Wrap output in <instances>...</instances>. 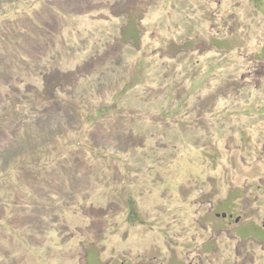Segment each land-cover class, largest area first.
<instances>
[{
  "label": "rangeland",
  "instance_id": "rangeland-1",
  "mask_svg": "<svg viewBox=\"0 0 264 264\" xmlns=\"http://www.w3.org/2000/svg\"><path fill=\"white\" fill-rule=\"evenodd\" d=\"M0 264H264V0H0Z\"/></svg>",
  "mask_w": 264,
  "mask_h": 264
},
{
  "label": "trees",
  "instance_id": "trees-1",
  "mask_svg": "<svg viewBox=\"0 0 264 264\" xmlns=\"http://www.w3.org/2000/svg\"><path fill=\"white\" fill-rule=\"evenodd\" d=\"M137 33V30H136V26L134 27V30H133V34H136ZM134 39V37H133ZM135 40H138V38L136 37Z\"/></svg>",
  "mask_w": 264,
  "mask_h": 264
},
{
  "label": "water",
  "instance_id": "water-1",
  "mask_svg": "<svg viewBox=\"0 0 264 264\" xmlns=\"http://www.w3.org/2000/svg\"><path fill=\"white\" fill-rule=\"evenodd\" d=\"M224 217L226 216V215H223Z\"/></svg>",
  "mask_w": 264,
  "mask_h": 264
}]
</instances>
